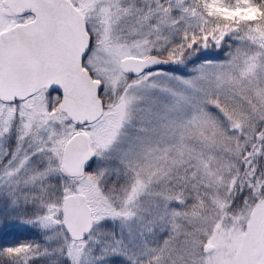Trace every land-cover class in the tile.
Segmentation results:
<instances>
[{"label": "snow or ice", "instance_id": "snow-or-ice-1", "mask_svg": "<svg viewBox=\"0 0 264 264\" xmlns=\"http://www.w3.org/2000/svg\"><path fill=\"white\" fill-rule=\"evenodd\" d=\"M97 248L264 264V0H0V264Z\"/></svg>", "mask_w": 264, "mask_h": 264}, {"label": "rangeland", "instance_id": "rangeland-1", "mask_svg": "<svg viewBox=\"0 0 264 264\" xmlns=\"http://www.w3.org/2000/svg\"><path fill=\"white\" fill-rule=\"evenodd\" d=\"M19 223V222H17ZM31 226H23L20 228L19 231V240H31L36 239L37 237L34 235L35 229L29 230ZM95 256L97 257L94 260L87 259L85 260V264H126L123 257L119 255H103V258H100L101 253L99 251V248H97V251L95 253Z\"/></svg>", "mask_w": 264, "mask_h": 264}]
</instances>
